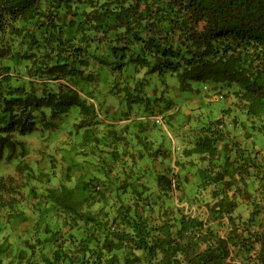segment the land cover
<instances>
[{"label":"trees","instance_id":"1","mask_svg":"<svg viewBox=\"0 0 264 264\" xmlns=\"http://www.w3.org/2000/svg\"><path fill=\"white\" fill-rule=\"evenodd\" d=\"M127 62L134 73L124 78ZM106 69L114 77L107 84L100 77ZM142 73L175 76L183 92L201 85L214 98L236 99L247 147L226 144L221 160L218 148L201 142L186 151L201 160L172 166L152 133L162 128L153 117L168 126L179 109L148 90ZM101 96L121 97L125 121L134 113L129 137L109 133L123 142L121 152L105 153L87 180L36 188L56 174L70 177L71 169L55 154L41 169L25 162V139L92 129ZM0 123V159L13 161L19 146L25 182L16 190L29 200L5 217L1 229L19 244L11 246L8 234L0 239V264H264V198L250 189L258 184L264 193V149L254 136L264 135V0H0ZM223 125L207 122L204 130ZM197 167L211 200L186 192L184 174ZM185 200L201 211L185 212ZM243 203L252 206L247 219Z\"/></svg>","mask_w":264,"mask_h":264},{"label":"crops","instance_id":"2","mask_svg":"<svg viewBox=\"0 0 264 264\" xmlns=\"http://www.w3.org/2000/svg\"><path fill=\"white\" fill-rule=\"evenodd\" d=\"M100 98L104 104L98 114L95 115L96 125L92 129L86 127L73 131L74 135L72 136H68L66 132L58 133L60 134L58 138L50 139L47 142H34L32 141L34 138L25 139L28 143L25 150L28 153L25 156V162L35 164L36 169H41L40 163H43V158L55 154V159L62 166L71 169L69 170L70 177L61 174L53 175L48 180L46 187H59L61 184L74 185L80 176L85 177L87 180L105 164L102 162L105 153L108 151L111 153L121 152L123 142L118 144V140L112 137L110 132L111 130H117L119 134L129 137L134 129V113H131L133 116L131 115L130 120L125 121L122 112L126 111L127 107H125V102L121 101V97L101 96ZM182 100L178 99L173 103L171 102L179 109V112L171 117L168 126L157 127L152 130L157 138L152 133L150 136L156 138L159 145L171 152L172 166L176 165L177 160L185 162L201 160L200 154H186V151L192 150L201 142L209 141L218 148V158L221 160L229 153L226 149L227 146L225 148L226 144L231 147L232 143L239 142L242 145L240 148L247 147L244 115L237 109L236 99L230 97L220 100L209 97L206 98L205 102L199 99H185V102H182ZM109 108L112 110L106 111ZM134 109L135 107L131 111L133 112ZM195 110L202 111L197 113L194 112ZM216 120H223L224 122L220 131L211 134L204 130L207 122ZM150 127H152V123H150ZM156 129H159V131ZM85 133H88L86 135L87 139L84 138ZM158 133L160 135L164 134L165 139L161 140ZM93 134L96 137L95 141L93 139L90 141V135ZM115 146L118 148L116 149ZM234 155L235 150L231 153L232 158H234ZM164 160V157H160V162L164 163ZM35 184L37 185V182Z\"/></svg>","mask_w":264,"mask_h":264},{"label":"rangeland","instance_id":"3","mask_svg":"<svg viewBox=\"0 0 264 264\" xmlns=\"http://www.w3.org/2000/svg\"><path fill=\"white\" fill-rule=\"evenodd\" d=\"M118 63L115 62L113 67L117 66ZM134 73V64L132 62H127L125 66L123 67L122 74L125 77L131 76ZM142 76L145 77V87L148 90L151 91H157L159 97H161L163 104L169 103L170 101H177L178 99H183L182 102H185V99H199L202 102H205L206 98L212 97V93H207L203 90L201 85H194V90L193 91H187L183 92L180 91L178 87V80L175 76H171L170 74H147L144 75L142 73ZM100 77L102 79V82L107 84V80H112L114 79L113 75L109 74L108 70H104L101 74ZM198 90V92L196 91ZM57 109L60 111V113H64L67 111V106H65L64 103H61L57 106ZM202 110H195L194 112H199ZM69 117L71 118H76L75 113H70ZM6 123L2 124L0 123V126L4 128ZM251 133L253 131L250 130ZM255 143L258 146V150L264 149V135L256 132L255 133ZM16 138V137H15ZM16 138V141H18ZM32 141L37 142L36 139H32ZM7 155V154H6ZM6 155L3 157V159H0V179H3L2 183L4 188V192H2L0 188V193H2V199L0 201V239L5 237V235L8 236V241L13 245V247H16L19 244V236L18 239L16 238V235L14 237L13 232H9L7 228L1 229L4 225L8 224L6 222V216L8 215L9 212H15L17 213V209H19V202L21 203L22 201L24 202L21 206L25 207V205L29 202L28 199H23L20 197L18 190H16V187H20L24 184L25 176L22 175L21 170H18V162H19V146H17L15 156L13 161H6ZM18 158V159H17ZM260 161L262 160V157L258 158ZM199 164V163H198ZM200 166L203 167L205 164H201ZM199 167V166H198ZM197 168H193V171L190 170L189 172H185V178L188 180V190L186 192L188 193L189 197L193 199V197L197 194H199L200 199L205 198L208 200H211L210 194L211 190H203V186L206 184L203 173L200 172L202 171L203 168H200V170ZM27 183H25L26 185ZM10 185H13L12 187ZM46 185L43 186H38L36 188H42L44 189ZM252 187V186H251ZM251 193L253 195L259 196L260 198H264V193L258 191L256 187H258V184H254L253 188H251ZM180 193V192H179ZM182 194V193H181ZM18 197V199H17ZM20 198V200H19ZM18 201V203H16ZM180 207L184 209L185 212L190 213L194 211H201V207L198 206V204H194L192 201H184L180 203ZM252 209V206L250 203L248 205L246 203H243L240 205V216L242 218L247 219L248 215ZM202 210H206L205 207H203ZM15 226H18L17 232H19V224H15Z\"/></svg>","mask_w":264,"mask_h":264},{"label":"built area","instance_id":"4","mask_svg":"<svg viewBox=\"0 0 264 264\" xmlns=\"http://www.w3.org/2000/svg\"><path fill=\"white\" fill-rule=\"evenodd\" d=\"M154 119V122L160 126H164L165 123H164V120H163V117L161 115H157L155 117H153Z\"/></svg>","mask_w":264,"mask_h":264},{"label":"clouds","instance_id":"5","mask_svg":"<svg viewBox=\"0 0 264 264\" xmlns=\"http://www.w3.org/2000/svg\"><path fill=\"white\" fill-rule=\"evenodd\" d=\"M162 127H165V125H164V126H162Z\"/></svg>","mask_w":264,"mask_h":264}]
</instances>
